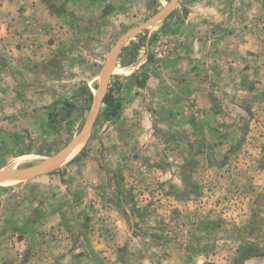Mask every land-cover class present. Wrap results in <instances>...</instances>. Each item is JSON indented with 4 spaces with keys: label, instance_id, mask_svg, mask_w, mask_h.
<instances>
[{
    "label": "rangeland",
    "instance_id": "374dc122",
    "mask_svg": "<svg viewBox=\"0 0 264 264\" xmlns=\"http://www.w3.org/2000/svg\"><path fill=\"white\" fill-rule=\"evenodd\" d=\"M115 76L112 121L10 156ZM0 174V264H264V0H0Z\"/></svg>",
    "mask_w": 264,
    "mask_h": 264
},
{
    "label": "trees",
    "instance_id": "16d2710c",
    "mask_svg": "<svg viewBox=\"0 0 264 264\" xmlns=\"http://www.w3.org/2000/svg\"><path fill=\"white\" fill-rule=\"evenodd\" d=\"M134 47L135 49L138 48L137 45H134ZM134 52L135 50L133 49V53ZM134 54L132 55L133 57ZM132 63L133 59L129 64ZM124 81H126V78L119 76H115L111 79L108 91L102 101L103 107L101 114L97 118L95 126L101 119L110 122L120 113L123 106V91L126 90ZM142 85H140V87H143ZM97 88L98 86L95 85V89ZM93 98L94 96L91 89L88 86H84L81 88L79 94L75 96L74 102L67 100L57 102L49 114V126L52 133H48V131L44 130L45 134L52 135L51 138H44L45 140H42L34 146V142L28 134L20 135L18 133L16 136L18 140L15 144L16 150L13 154H10V156L17 157L23 154H30L33 151L40 156L49 157L57 155L66 146L67 142L74 137L73 129L75 127L73 125H75L76 122L80 123L78 124L77 131L80 132L82 130L85 116L91 110Z\"/></svg>",
    "mask_w": 264,
    "mask_h": 264
},
{
    "label": "bare ground",
    "instance_id": "6f19581e",
    "mask_svg": "<svg viewBox=\"0 0 264 264\" xmlns=\"http://www.w3.org/2000/svg\"><path fill=\"white\" fill-rule=\"evenodd\" d=\"M104 82H105V86L107 87V82H108V80L106 79V80H104ZM106 87H105V92H106ZM101 88H102V84H101V86H100V89L98 90L99 92H100V90H101ZM102 91H103V94H105L104 93V88H102ZM101 93V92H100ZM102 94V97H101V95H96V103L95 104H99V106L96 108V105L94 106V111L92 112V114H94V117H93V119H92V121L90 122V124H89V127H88V130L90 129V127H91V125H92V122H93V120H94V118L96 117V115H97V113H98V110H99V108H100V104H101V102H102V98H103V95ZM96 108V109H95ZM91 116V115H90ZM89 119H90V117L88 118V121H89ZM87 121V122H88ZM87 122H86V124H87ZM87 134H88V132H87ZM82 136V135H81ZM79 142H77L72 148H71V150L70 151H72L74 148H76L80 143H81V141H80V143L78 144ZM69 151V152H70ZM69 152H66L65 154H67V153H69ZM65 154H59V155H57L56 157H54V159H57V158H61V157H63ZM59 161V160H58ZM57 161V162H58ZM57 164V163H56Z\"/></svg>",
    "mask_w": 264,
    "mask_h": 264
},
{
    "label": "water",
    "instance_id": "95a60500",
    "mask_svg": "<svg viewBox=\"0 0 264 264\" xmlns=\"http://www.w3.org/2000/svg\"><path fill=\"white\" fill-rule=\"evenodd\" d=\"M103 99V98H102ZM95 103H96V98L94 97V104H93V108H92V112L94 111V106H95ZM92 112H91V114H92ZM90 114V115H91ZM76 144V142H74L72 145H71V147L69 148V150H67L66 152H69L70 150H71V148L74 146ZM66 152H63V154H65ZM62 154V153H61ZM51 161V160H50ZM47 166V164H45L44 166H42L41 168H38L37 170H36V172H34V174H36V173H41V172H44L45 170H44V167H46ZM2 174V173H1ZM0 174V175H1ZM4 175V174H3ZM10 177V176H9Z\"/></svg>",
    "mask_w": 264,
    "mask_h": 264
},
{
    "label": "crops",
    "instance_id": "0c3cea01",
    "mask_svg": "<svg viewBox=\"0 0 264 264\" xmlns=\"http://www.w3.org/2000/svg\"><path fill=\"white\" fill-rule=\"evenodd\" d=\"M96 95H101V97H102V93H100L98 90L95 91V93H94L95 98H96Z\"/></svg>",
    "mask_w": 264,
    "mask_h": 264
}]
</instances>
